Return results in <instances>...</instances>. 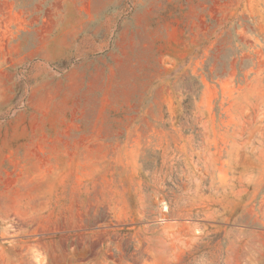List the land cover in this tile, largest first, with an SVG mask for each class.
Returning a JSON list of instances; mask_svg holds the SVG:
<instances>
[{
  "label": "rangeland",
  "instance_id": "1",
  "mask_svg": "<svg viewBox=\"0 0 264 264\" xmlns=\"http://www.w3.org/2000/svg\"><path fill=\"white\" fill-rule=\"evenodd\" d=\"M0 264H264V0H0Z\"/></svg>",
  "mask_w": 264,
  "mask_h": 264
}]
</instances>
